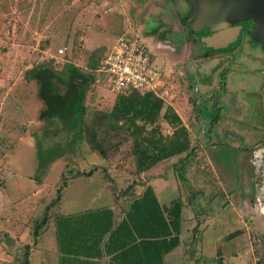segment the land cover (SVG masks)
<instances>
[{"label": "rangeland", "instance_id": "obj_1", "mask_svg": "<svg viewBox=\"0 0 264 264\" xmlns=\"http://www.w3.org/2000/svg\"><path fill=\"white\" fill-rule=\"evenodd\" d=\"M140 1L0 0V264H22L23 255L26 253L24 248L33 241L31 236L33 221L42 216L44 205L54 198L55 191L62 181L66 182L72 175L96 167L90 177L73 176L74 178L68 180L67 186L62 188L66 190L62 196L65 203L69 198H73L71 203L77 204V208H81L82 205L95 207L99 204L100 198L96 195L97 191L99 194L105 191L108 194L107 191L112 186L117 191H121L131 182L132 176L129 171L127 172L131 160L129 141L118 145L115 150L108 153L105 160L92 154L82 137H75V145L70 144L71 132L64 131V127L56 120L40 119L39 113L43 106L36 95L38 87L27 73L40 63H51L52 56L62 57L66 61L59 65L50 64L53 71L59 75L68 65L76 67L81 72H87L86 65L90 54L101 58L110 50L118 36L130 34L129 26L131 23L134 24L136 16L134 9L139 5L138 3H141ZM173 2L180 20H187L191 9H188L183 0H173ZM80 13L94 19L93 21L96 20L95 23H89L91 32L83 30L85 42L95 44L97 40L95 34L101 33L99 43L92 50L93 53L91 48L85 47L83 40L79 42L77 38L72 39L71 27ZM216 17L219 19V16L216 15ZM172 19L174 15L171 21ZM197 21L195 17L192 21L190 19L189 26L194 25L199 32L203 26ZM148 24L144 27H148L144 31L145 34L152 31ZM177 24L178 22L174 23V25ZM169 30L170 35L166 33L165 37L166 40L173 42V52L177 53H173L172 61L176 62L179 66L177 68L180 69L177 73L168 68L162 72L161 80L166 84L164 87L172 85L169 90V95L172 97L170 103H173L178 112L182 111L186 117L190 116L191 121H188L191 122L189 123L191 127L195 111L202 115L198 118L199 125L202 124V119L209 122L213 113V104L203 102L208 101L211 92L203 94L205 100L197 107L199 99L194 97L198 96V93L192 86L198 84L197 80L216 82L221 72L232 68L229 71L230 76H226L228 82L226 91L238 101L227 102L234 104L236 102L237 108H232L231 112L237 117L229 118V115H224L226 113L224 106H221L223 110L220 113L227 117V121L230 120L235 124L236 127H233L235 132L242 129L249 132L250 125L253 128L256 124L259 125L256 126L258 129L253 131L256 133L254 138L256 141L264 140V123H262L264 120V55L258 47L254 44L250 51L239 47L236 54H228L225 61H220L212 59L211 55L217 49L210 48L212 44L207 37L195 39L191 37L190 39L188 32L183 31L180 26H174L173 30L169 27ZM153 31L156 32V29ZM140 39L148 52L155 55L156 59L161 57L162 61L163 52L158 45L161 36L157 34L158 40L153 47L151 39L147 41L144 38ZM229 44L231 42H225L220 50ZM187 46L189 55H186V61L181 63ZM58 49L63 50L62 55L56 54ZM231 62L234 66L229 68ZM156 63L157 61L153 60V65ZM180 73L188 76L191 81L190 86L187 77L177 76ZM90 74L94 81L88 86L85 94V122L91 120L94 114L109 111L116 97L108 88V78L105 74L99 72ZM213 87L216 86L213 85ZM164 124L160 120L157 122L161 134L164 131ZM228 124L225 123V126L221 128L222 131L219 132H216L217 128L211 131L209 127L199 125L191 128L190 134L195 133L197 138L192 135L195 139L193 145L196 148H192L190 153L193 154L196 149L195 153L199 154L194 153L191 158L176 164L179 176L175 170L174 179L176 183L179 179L182 181L179 186L184 189L182 198L187 202L189 198L195 197L196 201L193 204H198L205 210V213L199 212L195 221H192V234L199 231L196 242H199L200 236H202L200 239L204 238V232H208L209 235L227 233L224 228L219 227H222L221 223L225 219H235V206L232 207L231 198L242 200L245 194L239 188L241 179L249 180L248 178L253 177L250 159L246 154H242V150H247L252 145L242 140L235 141V139L231 143L232 139L229 137L231 126ZM205 138H207L206 141ZM198 139L205 141L200 143L202 148L198 147ZM235 144L240 147H232ZM239 153L244 155L242 160L239 158ZM101 167L105 168L108 177L98 171ZM164 175L167 174L164 172ZM249 188L250 185H244L245 190ZM230 195L231 198H228ZM93 198L97 200L91 202ZM185 207V216L192 217L194 212L192 214L189 208ZM64 210L63 206L58 211L63 213ZM191 217L189 218L192 220ZM247 218H252V214L248 216V213L244 212V219ZM209 219L213 224L218 225V228L212 230L215 234L209 228L204 230ZM202 222L206 224L198 227V224L201 225ZM49 224L36 243L37 249L41 248L48 238H52V223L49 222ZM247 232H249L248 241L251 242L255 263L264 264L262 259H258V254L264 246V237L249 229ZM243 246L246 248L247 245L238 240L230 243L228 247L226 245V248L228 250V248ZM35 248L31 246L26 254L29 264H36L39 261V253ZM227 254L223 253V255ZM250 256L246 248L239 254L238 261L242 260L241 264H252ZM236 263L237 260L234 258L228 260V264Z\"/></svg>", "mask_w": 264, "mask_h": 264}, {"label": "trees", "instance_id": "obj_2", "mask_svg": "<svg viewBox=\"0 0 264 264\" xmlns=\"http://www.w3.org/2000/svg\"><path fill=\"white\" fill-rule=\"evenodd\" d=\"M50 64L53 65L40 63L27 73L38 87L36 95L43 106L40 119L56 120L64 131L71 132L70 144L75 145V137H82L89 151L102 160L118 145L129 141L131 160L127 172L132 180L121 191H115L113 186L110 188L112 196L117 194L127 199L117 223L108 208L70 216L57 213L62 188L66 187L68 180L90 177L96 167L62 181L54 198L44 205L42 216L33 221V241L25 246L21 263L29 264L28 249L36 247L39 237L53 219L57 253L69 258L73 264H93L92 261L99 260L103 254L108 257L107 264H163L164 256L179 245L183 203L177 197L166 207H161L152 188L137 179L141 180L142 174L161 161L177 157L181 163L188 159L195 139L173 109L152 92L131 91L116 96L109 111L94 114L85 122L83 101L87 78L79 75L72 66H67L69 72L63 78ZM74 76L79 77L77 83ZM60 85L64 88L62 95ZM158 120L172 129L170 135L160 133ZM182 155L183 159H180ZM101 168L98 171L108 177L105 168ZM176 171L178 175L179 169ZM138 187L141 188L139 194H133L132 189Z\"/></svg>", "mask_w": 264, "mask_h": 264}, {"label": "crops", "instance_id": "obj_3", "mask_svg": "<svg viewBox=\"0 0 264 264\" xmlns=\"http://www.w3.org/2000/svg\"><path fill=\"white\" fill-rule=\"evenodd\" d=\"M160 1L161 2L159 1L156 2L154 0H147V1L141 0L140 1L141 3H138L139 5H137L136 8L134 9L136 12L135 22L134 24L132 23L130 24L129 30H130V33H135L139 39L144 38L146 41L147 39H151L152 47L155 46V42H157L158 40L157 34L161 36V39L158 41L159 43L158 45L162 48V52H163L162 61H161V57H157L156 59L155 55H152L150 52H148V54H149V58L151 61V65H153V60L157 61L156 65H153V68L157 72H159L162 78V75H163L162 72L167 68L172 70L173 72L176 71V73L180 71V69L177 68L179 67L177 66V63L172 61L173 53L174 54L177 53L175 51L173 52V49H172L173 42L170 40H166L167 38L165 37L166 33L170 35L169 27H171V29L173 30L174 26H179V25L178 24L174 25V23L178 21H176V17H175V13L177 12H175L176 6L173 0H160ZM173 15L175 18L172 19L171 21V17ZM93 20L92 18H88L81 13L80 15L78 14L73 23V26L71 27L72 39L77 38L79 42L82 40L83 42H85L86 39L83 38V35H82V33L84 32L83 30L86 29L88 31L90 29L89 23L92 24V22L93 23L96 22V20L95 21ZM99 20H101V18H99ZM147 24L149 26V29H152V31H149L145 34L144 31H146L148 27L146 28L144 27L145 25L147 26ZM183 26L184 27L182 28L180 27V28L182 30L183 28H185V30L188 32L189 38L191 37L195 38L201 35L200 33L193 31L191 27L188 24H186V22L183 23ZM154 29H156V32L153 31ZM89 32L91 31L89 30ZM93 33L95 32L93 31ZM100 34L101 33L95 34L96 39H97L95 44L94 42L92 43L89 42V44L88 42H85V47L91 48V53H93L92 50L94 49V46L97 43H99L98 41L100 39L99 37ZM217 50H220V49H217ZM104 55L101 58H96V57H93L92 54H90L89 59L87 61V65H86L88 69L87 72H81L76 67L72 66L78 70L79 75L80 74L82 76L84 75L87 78L86 79L87 86L92 84V82L94 81L90 73L91 72L98 73L97 67L99 63L101 62L102 58L104 57ZM160 55H161V50H160ZM186 55H189L188 46L186 47L184 51V57L181 60V63L186 61ZM63 61L66 62L65 60ZM68 72H69V69L67 70V66H66L65 72L63 71L61 76H63V78L66 77V74H68ZM182 75L188 78V76L185 74H182V73H180V75L177 74V76H182ZM226 76H227L226 70H224V72L220 73L219 79L216 82H211V81L207 82V80H204V81L197 80L198 84H195V86L194 85L192 86L193 90L196 91V93H198V96L194 97V99H197V98L199 99V103L197 102L198 104H202V102L205 100L204 99L205 95H203L205 92H208V91L211 92L208 97V101L203 102V103L210 102L209 103L210 105L211 103L213 104L212 105L213 113H212V117L210 118L209 123L207 121H204V119L201 118L203 122L202 124L200 123L199 125L198 118L202 117V115L198 114L195 111L196 114L193 115L194 116L192 120L193 126L191 127L189 125V123H191L190 116L186 117V115L182 113L181 110H180L181 112H178V109L175 106H173V103H170V100L172 99V97L169 95V90H170V87H172V85H169V87L167 86L165 88L164 87V85H166L165 82H163V89L168 91V96L163 102L173 109V111L179 117L181 124L189 132H191V128H196L197 125H199L200 127L202 126L209 127L211 131L213 128L218 129L216 132L222 131L221 128L225 126V123L228 124L229 122H232V121L230 120L227 121V117L222 116V113L220 112L223 110V108L221 106H224V109L226 110V113L224 115L226 116L229 115V118H233L232 116L237 117L235 116V114L231 112L232 108L234 107L237 108L236 102L235 104L231 102H227L229 100H232L233 102L235 100L238 101V99L236 97L230 96L227 93L226 86L228 82L226 81ZM78 78H79L78 76H74L73 80L75 81V83L79 81ZM190 83L191 81L188 78L189 86L191 85ZM213 85H215L216 87H213ZM59 88H61L59 89V92H60V95H62L64 92V88L62 85H60ZM201 97H203V99ZM83 106H84V101H83ZM262 123H264V120H262ZM188 125L190 126L189 128H188ZM228 125L231 126V128L229 129V133H231L229 137L232 139L231 143H233V139H235V141L242 140V142L250 143L252 145L249 149L242 150L243 152L242 154H246L248 158L250 159L251 172H252L253 177L248 178L249 180H246L247 178L241 179L242 183L239 185V188H240V191L245 194V197L242 200H239L238 198H234V197L231 198V195L228 196V198L230 197L232 200L231 202L232 207L235 206L234 212L236 216H235V219H232V220L225 219L224 221H222L221 223L222 227H219V228H224L225 231H227V233L209 235L208 232H204L203 233L204 238L200 239L202 237L200 236L199 242H196L199 231L196 229L197 230L196 233H194V235L192 234V231H193L192 221H195V217L197 216L199 212L201 213L203 211L205 213V210L203 208H200L198 204H193L196 201L195 197L189 198L187 202L182 198L184 189L179 187L181 186L180 183H182V181L179 179L181 181L180 182L177 179L178 183H176L174 179L175 170L177 169L176 164H178L177 157H173V158L157 163L147 173H144L140 176L142 183L145 185H149L152 188V191L161 207L163 208L166 207L167 205H169V203L173 199L177 197H179L181 199V202L183 203V208L181 210L179 245L173 250H171L166 256H164L163 264H205V262H207V264H228V260L229 259L231 260V258H234L235 260H237L236 264H241L242 260L238 261V257H239V254L242 252V250H245L246 248L250 252L252 264H257L255 263V258H253V250H252L251 242L248 241L249 237L247 234L249 232H247V230L249 229L251 231H254L255 234L261 237H264V140L256 141L254 138L256 133L255 132L253 133V131H256V129H258L256 128V126H259L257 124L254 127L255 129L252 127V125H250L251 126L250 129H248L250 130L249 132L246 131V129H242L239 132H235L233 130L234 129L233 127L235 126V124L232 122ZM240 128H244V127H240ZM192 135L195 138H197L195 133ZM206 139L207 138H205V141ZM205 141H201L198 139V143H199L198 147L200 148L201 147L200 143L202 144V142L204 143ZM194 147L196 148L195 145ZM232 147L238 148L240 147V145L235 144ZM195 151L196 149L193 152L195 153ZM194 153L193 154L190 153L191 155L189 156V158L194 156ZM195 154L197 155L199 153H195ZM242 154L239 153V158L241 160L244 158V155ZM179 158H182V157H179ZM184 162L185 161H183V163ZM164 172L167 175H164ZM228 184L230 185L229 181H228ZM244 185H250V188L245 190ZM140 190L141 188L138 187L130 191L133 194L138 195ZM65 191L66 190L64 189L62 190L61 199H60V203L58 207V210H59L60 207L63 208L64 206L65 210L63 213L59 211L57 212L58 215H61V216H70V215H75L77 213L84 212V211H89V210L93 211V210H98L102 208H108L113 212L114 223H117L122 217L123 210L126 207V201H127L126 197L118 196L117 194L112 196L111 191L109 190L107 191L109 195L106 194V191L105 193H102V194L101 193L99 194L98 191L96 192V195L100 196V198H99V204H97L95 207H90V206L88 207L87 205L85 206L82 205L81 208H77V204L71 203L73 198H69L65 203L64 198H62ZM96 200L97 199L93 198L91 199V202H95ZM185 206L189 208L192 214L194 212L192 217L185 216L186 215L184 213L185 208H186ZM251 211L254 213H249ZM244 212L248 213V216L252 214V218L244 219ZM189 217L193 218L194 220L193 219L191 220ZM50 223H52V233H53L52 238H48L41 248H38V249L37 247L35 248V250L39 253V261L36 264H73V262L69 258L60 256L57 253L53 219L50 220ZM207 223L209 226L205 225L206 222H202L201 225L198 224V227H203V225H205L204 230L209 228L210 231L213 234H215L214 231L212 230H214L215 228H218V225L213 224L211 222V219H209ZM228 229L230 230L228 231ZM238 240L241 241L242 244H246L247 245L246 248H244L243 246L242 248H238V247L230 248V249L228 248L227 250L226 245L228 247L230 243L236 242ZM197 246L199 247L197 248ZM263 248H261V252L258 254L259 256L258 259H262V262L264 263V249ZM223 253H228V254L223 255ZM107 262H108V257H106L104 254L99 260L92 261L93 264H107Z\"/></svg>", "mask_w": 264, "mask_h": 264}, {"label": "built area", "instance_id": "obj_4", "mask_svg": "<svg viewBox=\"0 0 264 264\" xmlns=\"http://www.w3.org/2000/svg\"><path fill=\"white\" fill-rule=\"evenodd\" d=\"M56 54L62 55L63 50L58 49ZM50 61L53 65H59L63 58L52 56ZM97 71L107 76L108 88L116 96L131 91L152 92L163 101L168 96L159 72L152 68L147 49L135 33L118 36L102 58ZM163 133L170 135L172 129L165 125Z\"/></svg>", "mask_w": 264, "mask_h": 264}, {"label": "flooded vegetation", "instance_id": "obj_5", "mask_svg": "<svg viewBox=\"0 0 264 264\" xmlns=\"http://www.w3.org/2000/svg\"><path fill=\"white\" fill-rule=\"evenodd\" d=\"M187 6H188V9L192 8L191 5H189V4H187ZM175 17L178 21V25L181 28L184 27L183 23L185 22L186 19H183L181 21L179 16L177 15V13H175ZM233 17L234 18H232L231 20L225 21V20H222L220 18L217 19L215 14L208 12V16L206 17V19L202 23L203 28L199 29V33H200V30H202L201 35L198 37H195V38H200V37L206 38V37H210L212 35H215L217 33L219 34L221 32H226V35H225L226 39L227 40L232 39L231 44H229L228 46H225L223 48V50L214 51L211 55L213 57L212 59H216V60H220V61H223V60L225 61L228 54L229 55L236 54L235 52L238 51L239 47L243 48V50L250 51V49L253 48L254 44L256 45V47H258V49L264 55V35H262V33H264V30H262L259 27L258 20H256V18L252 16V18L254 20V21H252V18H250L248 14H247V16L241 15V16H233ZM259 30H260V32H259ZM183 31H185V28H183ZM228 31H232L234 38L233 37L229 38L231 33H228V36H227ZM203 32L205 34H203ZM195 38L192 37V39H195ZM224 38L222 37V39H224ZM226 64L229 65L228 63H226ZM230 64L231 65H229V68L234 66L233 62H231ZM230 70H232V68L226 70L227 76L228 75L230 76V73H229ZM199 105H201V104L197 103V107Z\"/></svg>", "mask_w": 264, "mask_h": 264}, {"label": "water", "instance_id": "obj_6", "mask_svg": "<svg viewBox=\"0 0 264 264\" xmlns=\"http://www.w3.org/2000/svg\"><path fill=\"white\" fill-rule=\"evenodd\" d=\"M189 5H191V14L186 20V24H190L191 21L195 17V21H197L199 24L204 22L206 17L208 16V12L213 13L218 18L222 20H231L234 18L233 16H247L249 15L250 18L255 17L256 20H258L259 27L264 30V0H184ZM252 21L253 18H252ZM191 29L195 32L198 30L194 25H190ZM260 32V30H259ZM199 33V32H197ZM231 33L229 38L233 37L232 31L227 32ZM201 34V32H200ZM226 32L217 33L215 35H212L210 37H207V40L209 43L212 44L210 48L212 49H221L223 44L226 42H231L232 39H226L225 37ZM264 35V33H262ZM221 36V37H220ZM222 37L224 39H222ZM234 38V37H233ZM221 47V48H220ZM224 48V47H223Z\"/></svg>", "mask_w": 264, "mask_h": 264}]
</instances>
